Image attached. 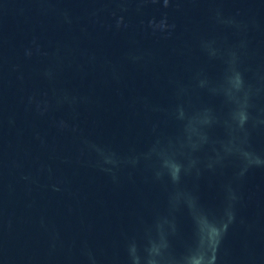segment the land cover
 I'll use <instances>...</instances> for the list:
<instances>
[{"label": "water", "instance_id": "95a60500", "mask_svg": "<svg viewBox=\"0 0 264 264\" xmlns=\"http://www.w3.org/2000/svg\"><path fill=\"white\" fill-rule=\"evenodd\" d=\"M0 264H264V0H0Z\"/></svg>", "mask_w": 264, "mask_h": 264}]
</instances>
